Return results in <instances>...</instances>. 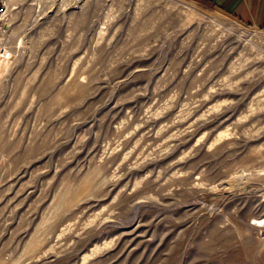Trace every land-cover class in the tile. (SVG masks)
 <instances>
[{"label":"rangeland","instance_id":"rangeland-1","mask_svg":"<svg viewBox=\"0 0 264 264\" xmlns=\"http://www.w3.org/2000/svg\"><path fill=\"white\" fill-rule=\"evenodd\" d=\"M0 264H264V30L198 0H8Z\"/></svg>","mask_w":264,"mask_h":264},{"label":"crops","instance_id":"crops-1","mask_svg":"<svg viewBox=\"0 0 264 264\" xmlns=\"http://www.w3.org/2000/svg\"><path fill=\"white\" fill-rule=\"evenodd\" d=\"M235 18L241 24L264 30V0H198Z\"/></svg>","mask_w":264,"mask_h":264},{"label":"built area","instance_id":"built-area-1","mask_svg":"<svg viewBox=\"0 0 264 264\" xmlns=\"http://www.w3.org/2000/svg\"><path fill=\"white\" fill-rule=\"evenodd\" d=\"M12 6L8 0H0V63L11 61L13 58L12 48L8 42L10 40L9 28L12 24Z\"/></svg>","mask_w":264,"mask_h":264},{"label":"bare ground","instance_id":"bare-ground-1","mask_svg":"<svg viewBox=\"0 0 264 264\" xmlns=\"http://www.w3.org/2000/svg\"><path fill=\"white\" fill-rule=\"evenodd\" d=\"M262 224L264 225V222Z\"/></svg>","mask_w":264,"mask_h":264}]
</instances>
